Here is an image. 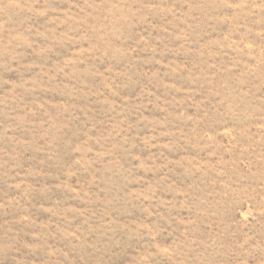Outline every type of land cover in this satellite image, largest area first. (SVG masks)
<instances>
[{
  "label": "rangeland",
  "instance_id": "374dc122",
  "mask_svg": "<svg viewBox=\"0 0 264 264\" xmlns=\"http://www.w3.org/2000/svg\"><path fill=\"white\" fill-rule=\"evenodd\" d=\"M0 264H264V0H0Z\"/></svg>",
  "mask_w": 264,
  "mask_h": 264
}]
</instances>
